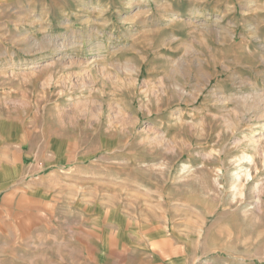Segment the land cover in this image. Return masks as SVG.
<instances>
[{
    "label": "rangeland",
    "instance_id": "obj_1",
    "mask_svg": "<svg viewBox=\"0 0 264 264\" xmlns=\"http://www.w3.org/2000/svg\"><path fill=\"white\" fill-rule=\"evenodd\" d=\"M0 98L41 264H264V0H0Z\"/></svg>",
    "mask_w": 264,
    "mask_h": 264
},
{
    "label": "crops",
    "instance_id": "obj_2",
    "mask_svg": "<svg viewBox=\"0 0 264 264\" xmlns=\"http://www.w3.org/2000/svg\"><path fill=\"white\" fill-rule=\"evenodd\" d=\"M12 123L6 110H0V264H41V222L33 214L40 213L46 192L41 191L39 180L25 173L26 160L30 171L41 163L36 156L26 159L22 138L13 132ZM86 246L101 252L91 242Z\"/></svg>",
    "mask_w": 264,
    "mask_h": 264
},
{
    "label": "bare ground",
    "instance_id": "obj_3",
    "mask_svg": "<svg viewBox=\"0 0 264 264\" xmlns=\"http://www.w3.org/2000/svg\"><path fill=\"white\" fill-rule=\"evenodd\" d=\"M241 160L249 161V159H248L247 157H243L242 159H240V161H241ZM246 178H247V177H246ZM233 189L239 193V189H237L235 186H233ZM241 189H242V188H241ZM239 195H240V194H239ZM257 204H258V203H257Z\"/></svg>",
    "mask_w": 264,
    "mask_h": 264
}]
</instances>
